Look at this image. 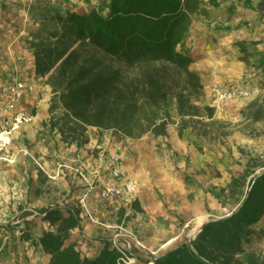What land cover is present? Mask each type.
Wrapping results in <instances>:
<instances>
[{"label": "trees", "instance_id": "1", "mask_svg": "<svg viewBox=\"0 0 264 264\" xmlns=\"http://www.w3.org/2000/svg\"><path fill=\"white\" fill-rule=\"evenodd\" d=\"M202 0H109L104 14L96 7L59 12L50 0H38L40 26L31 32L35 71L52 87V128L64 141L87 142L89 126L112 129L119 137L167 136L190 129L207 140L217 126L216 107L207 103L201 75L190 68L193 56L179 43ZM258 8L264 10V0ZM257 43V40H253ZM241 51L248 50L239 41ZM241 59L247 61L248 56ZM258 65L264 83V53ZM242 112L264 119V96ZM250 156L243 169L221 187L222 202L236 203L229 213L208 219L191 240L148 256L145 264H264L257 242L264 239V160ZM131 205L144 210L138 198ZM80 203L54 204L39 211L52 227L38 242L49 264H120L121 249L102 238L96 256L83 255L72 231L81 224ZM43 213V214H42ZM28 238L30 232L24 231ZM31 241H36L35 239Z\"/></svg>", "mask_w": 264, "mask_h": 264}, {"label": "crops", "instance_id": "2", "mask_svg": "<svg viewBox=\"0 0 264 264\" xmlns=\"http://www.w3.org/2000/svg\"><path fill=\"white\" fill-rule=\"evenodd\" d=\"M34 1L0 0V107L7 101L8 86L15 79L23 78L34 86L33 90L25 92L20 103L21 108L32 111V119L13 132L11 158L0 160V262L7 264L20 262L27 242L38 241L42 230L52 227L49 220L37 212L54 204H81V224L73 229L71 240L78 241L83 255L99 253L104 238L98 235L100 224L87 219L85 212L87 209L96 212L107 209L99 188L112 179L108 169L109 153L117 146H120L130 174L142 185L132 200L138 198L144 208L142 211L154 215L165 211L163 193L157 192L155 184L165 183L168 175L175 176L180 172L182 169L178 164L184 161L188 150H193V144L185 137L190 136L199 144L205 140L190 129L180 135L176 128L167 136L147 134L137 138L126 135L117 138L112 129L91 125L87 142L64 141L57 128L50 124L52 87L36 75L30 49L29 32L35 25L30 8ZM51 2L63 14L72 10L82 12L91 7L104 14L109 11V0ZM201 2L206 10L199 9L193 14L191 27L178 48L193 56L190 68L201 75L205 88L209 89L214 82L248 74L246 61L240 57L239 41L264 36V10H259V0ZM229 105L230 102L226 110ZM45 127L52 133L39 132ZM129 202L127 200L125 204ZM256 226H264V219ZM27 230L30 232L28 238L23 235ZM160 231V228L152 230L155 234ZM105 237L114 238L117 245H124L128 239L116 235ZM147 241L154 245L158 240L150 233ZM43 261L49 264L50 254L44 252Z\"/></svg>", "mask_w": 264, "mask_h": 264}, {"label": "rangeland", "instance_id": "3", "mask_svg": "<svg viewBox=\"0 0 264 264\" xmlns=\"http://www.w3.org/2000/svg\"><path fill=\"white\" fill-rule=\"evenodd\" d=\"M35 1L37 4L38 0ZM31 13L35 25L30 28V35L40 26L36 21L39 9L34 8ZM253 40H257V43H253ZM240 41H245L248 46V50L240 53V57L248 56L246 61L248 74L222 82L236 81L248 86L252 94L246 98L229 101L228 110L221 112L216 109L217 126L219 125L221 128L216 127L210 139L207 140L204 137L203 144H199L190 136L185 137L189 143L193 144V150L192 152L188 150L184 154V161L178 164L179 169L182 170L178 171L175 176L168 175L165 183L155 184L157 192L163 193L161 198L165 206L164 213L149 215L138 211L130 205L132 201L126 205L127 200L123 197L104 199L106 211L96 212V210L87 209L85 212L87 219L100 224L99 228L101 229L98 235L104 237L116 235L117 238L120 236L128 238L130 233H134L136 237L143 239L149 247L155 249L160 247L161 252L183 240H191L196 236L206 219L223 216L236 207V203L231 200L226 203L222 202L221 187L228 185L233 173L237 174L243 169L250 156H257L259 160H264V119H253L242 112V109H246L252 100L264 96L263 78L258 65L255 64L264 53V43L262 42L264 36L260 39ZM207 93L208 89L205 88L203 100L211 103ZM173 128H176L175 125L171 129ZM88 131L89 127L87 130L89 135ZM39 132L42 134L52 133L46 127L41 128ZM115 135L119 138L117 134ZM191 160L192 163L189 164ZM263 169L264 165H260L256 167L255 171L260 172ZM40 179L42 180V178ZM138 187L141 189L142 185L138 184L137 190ZM197 208H199L198 211ZM128 210L130 211L126 214ZM156 228L161 229L157 234L152 232ZM150 233L152 236L156 235L158 240L154 245H150L147 241ZM257 247L264 256V239L257 242ZM133 251L135 261L132 264H145V259L150 256L148 251L136 246L133 247Z\"/></svg>", "mask_w": 264, "mask_h": 264}, {"label": "built area", "instance_id": "4", "mask_svg": "<svg viewBox=\"0 0 264 264\" xmlns=\"http://www.w3.org/2000/svg\"><path fill=\"white\" fill-rule=\"evenodd\" d=\"M33 89L34 86L23 78L15 79L8 86L9 97L0 107V160L11 158L9 153L11 152L10 145L12 143L13 132L20 128L22 124L32 119V111L21 108L20 103L25 92ZM207 94L211 103L217 110L222 112L226 110L229 101L249 97L252 92L248 86L230 80L214 82L210 85ZM109 162L108 169L112 179L100 186L99 193L101 197L105 200L123 197L131 201L137 190L139 180L130 174L124 163L120 146H117L116 150L109 153ZM37 214L41 213L37 212ZM113 241L115 243L114 238ZM117 246L122 251V255L118 259L120 264H132L135 261L134 246L148 251L150 256L160 253V247L156 249L149 247L143 239L136 237L134 233L129 234L124 245ZM3 248L4 246L1 249ZM43 253L44 251L38 241H29L22 251L21 261L16 264H45ZM0 264L7 263L0 262Z\"/></svg>", "mask_w": 264, "mask_h": 264}, {"label": "water", "instance_id": "5", "mask_svg": "<svg viewBox=\"0 0 264 264\" xmlns=\"http://www.w3.org/2000/svg\"><path fill=\"white\" fill-rule=\"evenodd\" d=\"M201 228H202V226H201ZM201 228H200V229H201Z\"/></svg>", "mask_w": 264, "mask_h": 264}]
</instances>
